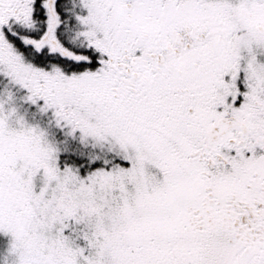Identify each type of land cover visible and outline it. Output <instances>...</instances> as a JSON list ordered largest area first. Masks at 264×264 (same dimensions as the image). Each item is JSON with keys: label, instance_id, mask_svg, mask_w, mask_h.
<instances>
[{"label": "snow or ice", "instance_id": "obj_1", "mask_svg": "<svg viewBox=\"0 0 264 264\" xmlns=\"http://www.w3.org/2000/svg\"><path fill=\"white\" fill-rule=\"evenodd\" d=\"M0 264H264V0H0Z\"/></svg>", "mask_w": 264, "mask_h": 264}]
</instances>
